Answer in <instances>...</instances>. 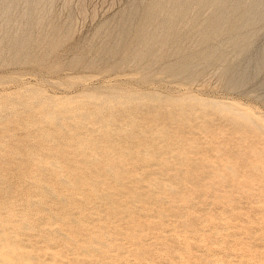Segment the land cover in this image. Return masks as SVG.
<instances>
[{
    "label": "rangeland",
    "instance_id": "1",
    "mask_svg": "<svg viewBox=\"0 0 264 264\" xmlns=\"http://www.w3.org/2000/svg\"><path fill=\"white\" fill-rule=\"evenodd\" d=\"M0 264H264V0L1 3Z\"/></svg>",
    "mask_w": 264,
    "mask_h": 264
},
{
    "label": "bare ground",
    "instance_id": "2",
    "mask_svg": "<svg viewBox=\"0 0 264 264\" xmlns=\"http://www.w3.org/2000/svg\"><path fill=\"white\" fill-rule=\"evenodd\" d=\"M8 0H0V4L1 3H3V4H5L6 2H7ZM33 5V4H32ZM243 56H244V54H243ZM250 62H252V61H250ZM262 64H263V61L262 60H257L256 61V63H255V71H254V73H255V75L257 76L260 72H258V70H260V68H261V66H262ZM250 63H246V66H244L243 68H239L238 69V72H239V74H241V75H246V73H248L249 74V72H250ZM261 74V73H260ZM259 74V75H260Z\"/></svg>",
    "mask_w": 264,
    "mask_h": 264
}]
</instances>
